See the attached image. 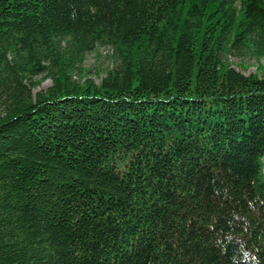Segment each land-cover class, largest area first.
I'll return each mask as SVG.
<instances>
[{
  "label": "trees",
  "instance_id": "obj_1",
  "mask_svg": "<svg viewBox=\"0 0 264 264\" xmlns=\"http://www.w3.org/2000/svg\"><path fill=\"white\" fill-rule=\"evenodd\" d=\"M0 264H264V0H0Z\"/></svg>",
  "mask_w": 264,
  "mask_h": 264
},
{
  "label": "rangeland",
  "instance_id": "obj_2",
  "mask_svg": "<svg viewBox=\"0 0 264 264\" xmlns=\"http://www.w3.org/2000/svg\"><path fill=\"white\" fill-rule=\"evenodd\" d=\"M109 55L110 51L102 48H100L97 53L90 54L84 64V69L87 72L84 76L94 79L96 83H99V79L97 78V76H99V72H101L102 75L105 73L106 69L111 66V60L108 57ZM227 63L245 76L254 74L258 67L257 61L250 56L242 59L232 54L227 57ZM50 86V80H41V84L37 89H35V92L46 90Z\"/></svg>",
  "mask_w": 264,
  "mask_h": 264
}]
</instances>
